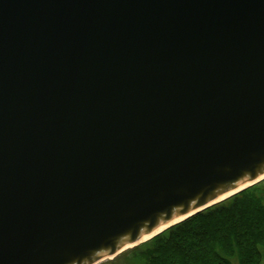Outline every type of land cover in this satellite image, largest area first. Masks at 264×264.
Here are the masks:
<instances>
[{
	"label": "water",
	"instance_id": "1",
	"mask_svg": "<svg viewBox=\"0 0 264 264\" xmlns=\"http://www.w3.org/2000/svg\"><path fill=\"white\" fill-rule=\"evenodd\" d=\"M264 178V0H0V264H97Z\"/></svg>",
	"mask_w": 264,
	"mask_h": 264
},
{
	"label": "trees",
	"instance_id": "2",
	"mask_svg": "<svg viewBox=\"0 0 264 264\" xmlns=\"http://www.w3.org/2000/svg\"><path fill=\"white\" fill-rule=\"evenodd\" d=\"M262 246L264 181L130 249L126 256L131 264H233L235 256L240 264H260Z\"/></svg>",
	"mask_w": 264,
	"mask_h": 264
},
{
	"label": "rangeland",
	"instance_id": "3",
	"mask_svg": "<svg viewBox=\"0 0 264 264\" xmlns=\"http://www.w3.org/2000/svg\"><path fill=\"white\" fill-rule=\"evenodd\" d=\"M261 250H262L263 257H262V261L260 262V264H264V246L261 247ZM122 255H124V256H122ZM122 255L118 256L114 260H109V259L105 260L104 262H102L100 264H131L130 258H128V256H126V255H129V253L122 254ZM232 261H233V264H240L239 260L236 256L232 257Z\"/></svg>",
	"mask_w": 264,
	"mask_h": 264
},
{
	"label": "bare ground",
	"instance_id": "4",
	"mask_svg": "<svg viewBox=\"0 0 264 264\" xmlns=\"http://www.w3.org/2000/svg\"><path fill=\"white\" fill-rule=\"evenodd\" d=\"M229 196H230V195H227V196L223 197L222 199H225L226 197H229ZM222 199H221V200H222Z\"/></svg>",
	"mask_w": 264,
	"mask_h": 264
}]
</instances>
